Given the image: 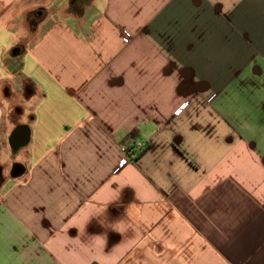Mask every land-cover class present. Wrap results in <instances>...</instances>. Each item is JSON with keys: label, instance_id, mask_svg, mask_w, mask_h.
Returning a JSON list of instances; mask_svg holds the SVG:
<instances>
[{"label": "crops", "instance_id": "0c3cea01", "mask_svg": "<svg viewBox=\"0 0 264 264\" xmlns=\"http://www.w3.org/2000/svg\"><path fill=\"white\" fill-rule=\"evenodd\" d=\"M0 25V264H264V0H0Z\"/></svg>", "mask_w": 264, "mask_h": 264}, {"label": "built area", "instance_id": "2783aa9c", "mask_svg": "<svg viewBox=\"0 0 264 264\" xmlns=\"http://www.w3.org/2000/svg\"><path fill=\"white\" fill-rule=\"evenodd\" d=\"M126 36H129L127 32H124ZM145 148V145L138 140L122 142L121 150L126 155V159L121 164V168L125 167L131 162V158L136 155L138 152L142 151Z\"/></svg>", "mask_w": 264, "mask_h": 264}, {"label": "clouds", "instance_id": "9594fccd", "mask_svg": "<svg viewBox=\"0 0 264 264\" xmlns=\"http://www.w3.org/2000/svg\"><path fill=\"white\" fill-rule=\"evenodd\" d=\"M237 2H239V0H237ZM231 7V6H230ZM0 31H4V29H3V26L2 25H0ZM6 36H7V33L5 32V38H6Z\"/></svg>", "mask_w": 264, "mask_h": 264}]
</instances>
